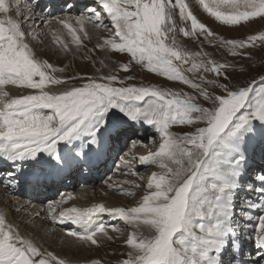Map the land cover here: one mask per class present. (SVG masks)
<instances>
[{"label":"snow or ice","instance_id":"obj_1","mask_svg":"<svg viewBox=\"0 0 264 264\" xmlns=\"http://www.w3.org/2000/svg\"><path fill=\"white\" fill-rule=\"evenodd\" d=\"M199 3L225 25H239L252 17L264 18V0H199ZM21 12L33 28L37 27V21L42 26L47 20L36 14L33 0H0V153L33 158L41 151L54 153L58 142L74 138L90 121L111 108H119L133 121L146 119L160 133L158 150L139 157L142 165H156L158 171L147 180V192L136 206L109 208L98 204L57 212L54 204L58 206L62 201H54L46 208L53 214L52 220L86 226L97 217L95 214H105L130 225L133 230L126 239L127 258L120 264H219L216 249L223 250L221 241L226 243L225 224L231 216L221 200L229 186H208L204 182L207 177L217 175L218 142L245 129L252 119L264 120V76L236 90L217 79L206 80L207 73L217 78L224 75L228 65L194 62L190 57L200 54L181 48L178 32L184 37L202 36L209 44L217 39L185 0H99L98 8L88 11L87 19L96 28L110 33L109 38L97 44L98 48L125 53L130 62L169 81L183 82L196 89L211 107H202L194 102L195 97L183 92L129 84L115 74L99 78L63 76L64 68L38 59L25 41L23 25L14 18V14ZM176 17L182 22L179 26ZM57 23L68 29L72 43L80 44L81 35L77 33L84 27V16L75 19L79 28H74L69 18L61 17ZM82 35L88 37L89 33ZM52 39L64 50L68 49L69 45L57 33L52 34ZM257 40L264 44V32L250 35L246 41L230 39L222 40L221 44L235 53L249 45L254 47ZM121 67L127 71L130 64ZM186 73H200L197 77L200 83ZM85 79L88 82H83ZM72 80L80 82L73 84ZM205 83L223 89L225 94L214 95L202 87ZM8 85L36 90L37 94L10 95ZM172 125H188L192 130L177 135L169 130ZM257 223L255 239L257 246L264 248V216ZM106 224L114 231L120 230L109 220L95 230L85 228L66 235L79 245L94 246L98 233L113 239L107 235ZM0 264L69 262L14 231L5 215L0 214Z\"/></svg>","mask_w":264,"mask_h":264},{"label":"bare ground","instance_id":"obj_2","mask_svg":"<svg viewBox=\"0 0 264 264\" xmlns=\"http://www.w3.org/2000/svg\"><path fill=\"white\" fill-rule=\"evenodd\" d=\"M87 2H90V5L87 7L88 11L90 9L98 8L99 6V1L96 0H33L36 14L38 16H41L42 18L47 17V20L43 23L42 26L40 25L39 21L36 22L37 27H35L33 34L37 32V35L34 37V39L31 40V43L33 44V46L35 44L34 40L39 43V40L41 39L40 35H42L46 37L47 42L54 45L53 49L46 45L44 49V52L47 53L45 57H48V60L46 61L49 62L51 57L59 52L57 41L52 39V34H68V29L63 25L57 23V20L61 17L69 18L73 23V27L79 28V25L75 23V19L77 17L84 16V27L82 31H78L77 33L78 35H81V37L82 32H87L89 33L90 38L94 37L96 39H100L104 35L101 29L96 28L95 25L87 19L88 12L86 14L79 13L81 11V8H83V6ZM185 2L192 5L193 11L198 20H200V14H204L205 16L206 14H208L203 9V6L200 5L199 0H188ZM206 2L208 1L206 0ZM30 14L31 13H29V15ZM208 15L211 16L210 14ZM14 18L22 23L26 35L33 28L30 27V24L28 22H25L23 12H21L20 15L14 14ZM23 19L24 23L22 21ZM105 23H109V21L105 19ZM99 41L102 42V40ZM60 50H63V52L65 51L62 48H60ZM66 55L68 57L70 56V53H66ZM62 75L65 76L64 74ZM6 90H11L10 95L29 94L26 91H21V88H19V86L8 85L6 86ZM111 109V111L114 110V108ZM45 112L46 114H49L50 110H45ZM108 115L109 112L100 117L94 118L88 123L84 130H82L78 135H76L69 141L58 142L54 153L41 151L34 158L31 156H22L19 153H0V214L5 215L6 222L13 227L14 231L20 232L21 235L31 239L33 242L38 244V246H40V242L38 239L33 240L30 237V235L32 234V231H30V229L32 227L37 228V233L41 235L44 240H46L45 246L52 250L51 252L55 253L56 251H59L62 254H69L71 256L70 258H79L81 261L85 260V258H89L94 259L93 261H99L100 264L104 263L103 258H101V251L112 249V247L110 248L104 246V244L108 245V243H110L108 242L109 239H107L106 235L98 233L96 237L97 245L89 246L79 245L78 243L73 241V238L68 237L66 233L71 231H83V229L85 228L89 230H95L102 224L101 217L103 215L107 217V221L111 220V225H124V229L125 226H129L128 228H130V225L126 224L122 220L109 217L105 214H95L97 217H95L86 226H77L74 223L59 224L58 222L52 220L51 216L53 214L46 211L47 206L44 205L46 203H53L57 193L61 194L62 192H64L62 191L61 193H59V191H61L63 188H67L65 189V194L67 193L68 197L66 199L67 201L60 203L58 206L54 204L57 212H59L61 209L72 207L79 209L89 208V206H94V204H100V201L98 199H108L110 200V202L115 203L114 200L111 199V197L115 200H118V202H120V199H127L125 202L128 205H130L128 203L129 201H133L132 205H135V193L140 190L141 186H143L141 185L143 183L142 181H140V179H138L137 181L133 178H129V183H124V185L121 186L119 181L125 182V180L122 178L120 179L118 176H113L110 179L111 183H109L108 186L106 185V187H108L106 189L107 193L102 194L100 192L98 193L97 190H93L91 189V187H88L91 184L94 185L96 181L101 179V174L105 172L108 163H110L111 160L115 158V148L118 149V146L123 148L127 142H129L130 144L128 154L131 156L130 159H133V162L130 163L129 159H123L122 162L127 164L126 166H130V168L129 166L127 167L130 171H132L130 175H137V171L139 170V168L142 166L144 169L145 166L140 163L139 157H137V153H134L135 150L133 149L139 147L146 149L147 146L151 144L153 147L147 149L145 155L150 154L151 150L156 151L155 142L150 140H145L146 142L143 141L142 136L138 135V133L136 132H133L131 128L128 130L121 129L119 131L118 129L121 124H117L118 121L115 122L110 129H108L107 127L111 125ZM110 116H113L112 112L110 113ZM262 122H264V120L252 119L246 126V128L241 130L239 133H236L231 137H224V147H218L215 149V151L218 152L222 150V158H224L226 162L231 163L230 165L232 166V172L227 173V169L221 163H219L218 169L220 170L222 179L220 183L213 182L210 185L216 184L218 186H223L227 184L229 187L226 189V194H233V189H235L236 186H240L242 180L246 179V176H243L245 172V163L242 164L240 162V159L242 158L245 162H248L252 157L256 156L258 159L261 158V160L264 161V150H261L262 156H260L259 154L254 155V150L252 149L254 142L256 140H259V137L256 139L257 135L254 136L253 130L256 127H261L260 124ZM135 125L138 126V131L146 133V129L148 126L145 122L138 120ZM153 126L155 128V130L153 129V132L155 133V139L156 137H158L159 139L160 133L157 129V126L155 124H153ZM97 128L99 129V131H96ZM128 136L134 138L131 140L130 138L126 140ZM260 138L264 142V137L260 136ZM93 140H95L96 142L93 143ZM113 146H115V148H113ZM125 164L121 165V168L123 166L125 167ZM147 166L150 168V170L152 169V173L155 172L153 169L154 165ZM259 166L261 168L258 167V169H261L263 171L264 165L261 164ZM87 171L90 172L89 175H87ZM262 173L264 174V172ZM120 174L126 173L120 172ZM138 175L140 178H142L143 174ZM79 176H82L81 180L84 184V188L83 190L80 189L79 192L75 193L72 192V189L79 182ZM213 177L215 176L207 178ZM22 178H26L27 180L39 179L40 181L37 183H34L32 181L22 182ZM115 180L116 182H112ZM137 185H139V187H137ZM121 189L124 190L123 194H128V196L122 195V193L119 192V190ZM257 191H263L262 193L264 194V189H256L254 193H257ZM263 200L264 196H261V201ZM11 201L14 202V205H9V202ZM221 203L226 207H229L231 205L229 201H226L225 199L221 200ZM127 207L128 206H126V208ZM29 209H31V214H29V216L24 220L21 219L20 217H24L25 212ZM4 210H6V212H4ZM229 213L231 214V216L234 215L231 212ZM260 216L264 215H259L258 213L253 214V220L256 221H253L252 224H250V226L248 227L249 230H247L246 234L242 235L241 237H237L234 231L230 229V225L225 224V232L227 233L226 243H224L222 239L221 246L223 250H221L220 248L216 249L215 259H217L218 261H223V259L226 260V258L223 256L227 253V250L225 251V249L227 248V243L232 242L231 240H233V247L234 249H236L237 254H239L241 249L243 250L241 252H246L244 254L245 257H241L242 255H240V257L236 260V264H243V262L247 260L248 253L250 252V250L247 249L249 247L247 243L254 244L255 247L260 249L261 253L259 255V258L254 260V264H264V248L258 247L257 241L255 239L256 232L258 231L257 221ZM236 217L237 216L234 215L232 218ZM35 218L37 219V221L34 222ZM38 221H43V223L38 224ZM234 221L237 220L235 219ZM25 224L29 225L25 227ZM106 230L107 235L113 237V239H111V241L114 240L113 242H116V240L119 239V236H122L120 233L121 229L119 231H114L113 229L109 228V226H106ZM130 231L132 232V229ZM130 231H127V233H129ZM145 235H147V233H145ZM123 250H125V248ZM70 260L72 259L67 260L69 264H90V262H92L84 261L83 263H74Z\"/></svg>","mask_w":264,"mask_h":264},{"label":"rangeland","instance_id":"obj_3","mask_svg":"<svg viewBox=\"0 0 264 264\" xmlns=\"http://www.w3.org/2000/svg\"><path fill=\"white\" fill-rule=\"evenodd\" d=\"M188 1V0H185ZM208 1V0H207ZM90 5V2H87L83 8H81V11L79 13L86 14L88 12V6ZM189 8L191 11H193L192 5L189 4ZM194 13V11H193ZM195 14V13H194ZM207 16V17H206ZM200 14L199 21L204 23L211 31L215 34L217 37L216 41L212 44H209L202 36L199 35H192L189 37H184L182 33H177V40L180 43V46L183 50L195 54L199 53V56H193L190 57V59H194V62L199 63L200 61H214L216 63H226L228 65L227 71L224 75L220 76L219 78L215 77L213 73H207L205 74V79H217L218 83L220 84H227L230 88L233 90H236L237 88L244 86L247 83H256L260 80L261 76H264V44L260 43L258 40L255 42V46L249 45L246 49L237 50L234 53V50H232L229 46L222 45V40H247V37L250 35H257L259 36L262 32H264V18L261 17H252L248 21H241L239 25H225L220 21H217L214 17L209 16L208 14ZM24 23V19L22 20ZM176 22L179 25L182 24V22L179 20V18H176ZM103 32V36L100 39H96L94 37L90 38L88 36L85 37L82 35L81 42L79 45L71 42V36L65 33H62L60 35V39L63 40L65 43L69 45L68 49L63 52V50H60L61 45L57 42V47H59V52L54 54V56L51 57L49 63L53 64L57 68H64L65 72L63 73L65 76H75V77H103L107 76L109 74H115L120 79L126 80L129 84H135L137 86L140 85H154L158 88H165L170 89L173 91H180L183 92L189 96L195 97L196 103H199L202 107H211V104L209 101H206L203 99V97L198 93L196 89L191 88L190 86L184 84L183 82H177V81H169L165 79V77H161L156 73H152L145 69L142 65L136 64L134 61L129 60V57L125 53H118L114 49L108 48V49H102L98 48V43H103V40L106 38H109L110 33L107 31H104L103 28H99ZM35 28H32L31 31L26 35L25 41L29 43V46L33 49L36 57L40 60H48V57H45L47 55L46 52H44V49L46 45L48 47H51L53 49L54 45L52 43L47 42L46 37L40 35L41 39L39 40V43L34 40L35 44L31 43V40L34 39V37L37 35V32L33 34V31ZM45 35V34H44ZM58 35V36H59ZM39 37V38H40ZM99 40H102L100 42ZM47 42V43H46ZM56 43V42H55ZM72 46V47H71ZM71 47V48H70ZM63 49V48H62ZM73 49V50H72ZM77 49V50H76ZM56 51V50H55ZM54 51V52H55ZM106 51V52H105ZM66 53H70V56L67 57ZM58 55V56H57ZM125 63H129L130 67L127 71L122 69V65ZM190 66L186 65L185 67ZM109 69V70H108ZM186 75L189 76V78H192L195 80V82L200 83L199 79L197 78L200 73H186ZM225 76L227 79H225ZM131 77V79H128ZM79 80H73L71 83L77 84L79 83ZM83 82H88L87 79L83 80ZM258 86V85H257ZM202 87L207 88L210 92H212L214 95H224L223 89L219 87H209L206 83L202 85ZM20 90V89H18ZM21 91H26L29 94H37L36 90H24L21 89ZM30 91V92H29ZM147 99V98H146ZM143 104V102H140ZM110 109L109 112V122H111V125L107 127L110 129L115 122L117 124H121L119 126V131L121 129H132L133 132L138 133V135L142 136L143 141L150 140L156 143V150H158V144L159 139L156 137L155 139V133L153 132L155 130L153 124H149L146 119L140 118L138 120L145 122L147 124V131L146 133L138 131V126L135 125V123L138 122V120L133 121L130 119V117L123 111H121L119 108H114L113 111ZM242 111L248 112V109H244ZM113 113V116H110V113ZM51 114V112L49 113ZM145 120V121H143ZM106 121V120H105ZM104 121V122H105ZM103 122V123H104ZM203 126V125H202ZM261 127L255 128L253 130L254 136L257 135L256 139L259 137V140L254 142V145L252 146V149L254 150V155L259 154L262 156L261 150H264V142L261 140L260 136L264 137V122L260 124ZM154 129V130H153ZM171 132H174L177 135H183L187 131H191V126L188 125H172L169 129ZM118 131V132H119ZM158 135V134H157ZM227 137H231L232 135H226ZM130 138L133 139L134 137L128 136L126 140ZM129 140V141H130ZM146 142V141H145ZM129 142L125 144V146L122 148L118 146V149L115 148V158L111 160L110 163H108L105 172L101 174V179L96 181L95 184H91L88 187H91L93 190H97L99 193H107L106 185L108 186L109 183H111L110 179L113 176H118L120 179H124V181H119L120 185L123 186L124 183H129V178H133L138 181H142L143 186H141L140 190L136 192V197L134 198V201L136 202L134 206L137 205V203L142 199L143 195L146 194V183L147 180L151 178L150 174H152V169L145 165L144 169L141 166L139 170L137 171V175H130L132 171L127 168V164L122 163L123 159H129L130 163L133 162V159H130L131 156L129 153ZM219 148L224 147V143L218 142ZM150 147H153L151 144L147 146L146 149L144 148H135L133 150L134 153H137V157L145 156V152L147 149H150ZM153 152V150H151ZM144 153V154H143ZM219 153V160L220 163L227 169V173H231V163H228L225 161L224 158H222L223 152L218 151ZM240 162L242 164L245 163V172L243 176H246L245 180H242L240 186H236L235 189H233V194H223L222 200L225 199L226 201H229L231 204L228 208L229 212L233 213L236 218H232L234 215L230 216V219L226 222V224L230 225V229H232L237 237H241L242 235L246 234V231L249 230L248 227L250 224H252L253 221V214L258 213L259 215H264V200L261 201V196H264V194L261 191H257V193H254L256 189H264V170L262 171L259 165H264V161L261 160V158H257L256 156L252 157L248 162H245L243 159H240ZM121 168V165H124ZM101 165V164H100ZM264 168V167H263ZM154 171H158V167L156 165L153 166ZM231 169V170H230ZM119 171V173H118ZM125 172L126 174H120ZM89 171H87V175H89ZM226 173V174H227ZM142 175V178L139 177V175ZM79 182L75 185V187L72 189V192H79L80 189L83 190L84 184L82 183V176L78 177ZM222 179V176L220 174V170L217 169V175L213 178H206L205 184L210 186L211 183H220ZM112 182H116L112 181ZM117 184V183H116ZM65 189L63 188L59 193L56 195V198L54 201H67L68 194H65ZM120 193L124 196H128V194H123L124 190H119ZM119 194V193H117ZM256 194V196H255ZM112 200H114L115 203L110 202V200H100V204H104L106 207H134L132 205L133 201H129L128 205L124 199L115 200L111 197ZM241 199V200H240ZM111 200V201H112ZM53 201V202H54ZM9 205H14V202H9ZM48 203H46L44 206H47ZM96 205V204H94ZM254 205H260V207H256ZM88 207V206H87ZM92 207V206H89ZM67 209V208H65ZM30 210H27L24 214V217L21 216V219H25L29 216ZM6 212V210H4ZM19 219V218H18ZM107 217L102 216L101 221L102 223L107 222ZM237 221H234V220ZM37 221V219H34V222ZM33 223V222H32ZM43 223V221H38V224ZM29 225V224H28ZM28 225L25 224V227ZM120 225V224H119ZM117 225L121 231V235L119 236V239L116 240V242H113L114 240H109L107 247H112L110 250H103L101 251V258H103L105 264H120V261L127 258V252L129 250V246L126 244V239L131 236V229L132 227L128 228L124 225ZM106 226H108L106 224ZM109 228L112 229L111 226ZM128 228V229H127ZM133 230V229H132ZM32 231V234L30 237L33 240H39L40 246L42 249L47 251H52L48 247L45 246L44 238L37 233V228L32 227L30 229ZM127 231H130L127 233ZM232 234V233H228ZM234 235V236H235ZM123 238V239H122ZM120 240V241H118ZM122 241V242H121ZM227 243V253L223 256L226 258L223 259V261L219 260V264H236L237 259L242 255L241 257H245L244 254L246 253L241 252L240 250L239 254H237L236 249H234L233 245L234 242ZM118 242V243H117ZM121 242V243H120ZM115 243V244H114ZM249 247L247 248L250 250L248 253V258L243 264H254V260L259 258L260 255V249L255 247L254 244H249ZM97 247V246H96ZM100 247V246H99ZM125 248V250H123ZM102 249V248H101ZM60 250V248H59ZM113 250V251H112ZM118 251V252H117ZM117 252V253H116ZM59 256L64 257L66 260L72 259L70 261L76 262V263H83L84 261H93L94 259L85 258V260L81 261L79 258H70L71 256L69 254H62L59 251L55 252ZM54 253V254H55ZM98 253V252H97ZM65 255V256H64ZM236 258V259H235ZM74 260V261H73ZM99 262V261H98ZM103 263V264H104ZM100 264V263H99Z\"/></svg>","mask_w":264,"mask_h":264}]
</instances>
